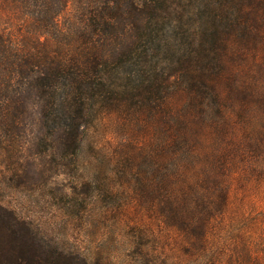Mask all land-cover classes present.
<instances>
[{
    "label": "trees",
    "instance_id": "16d2710c",
    "mask_svg": "<svg viewBox=\"0 0 264 264\" xmlns=\"http://www.w3.org/2000/svg\"><path fill=\"white\" fill-rule=\"evenodd\" d=\"M105 116L129 134L106 182L80 157ZM0 158L22 185L62 176L71 220L120 182L209 251L234 170L264 178V0H0ZM0 264L106 263L0 203Z\"/></svg>",
    "mask_w": 264,
    "mask_h": 264
},
{
    "label": "rangeland",
    "instance_id": "374dc122",
    "mask_svg": "<svg viewBox=\"0 0 264 264\" xmlns=\"http://www.w3.org/2000/svg\"><path fill=\"white\" fill-rule=\"evenodd\" d=\"M126 131L124 123L108 116L99 118L90 128L80 157L89 169L96 170L98 180L106 182V174L115 173L124 163L129 151ZM131 134L139 141L146 135L140 130ZM10 169L11 165L0 158V203L31 219L46 236L77 248L89 260L144 264L146 254L151 253L164 264H236L234 243L244 240L253 247L255 261L251 262L264 264V178L258 181L253 173L244 182L238 169L234 170L228 208L213 224L206 251L185 244L186 237L161 220L149 202L139 204L133 196L129 198L124 183L113 185L116 193L101 196L79 221L70 219L63 198L51 189L62 176L44 177L38 185H22L9 176Z\"/></svg>",
    "mask_w": 264,
    "mask_h": 264
}]
</instances>
